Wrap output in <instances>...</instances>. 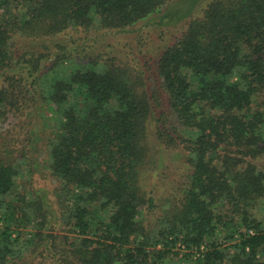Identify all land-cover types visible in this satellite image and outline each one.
<instances>
[{
	"label": "trees",
	"instance_id": "1",
	"mask_svg": "<svg viewBox=\"0 0 264 264\" xmlns=\"http://www.w3.org/2000/svg\"><path fill=\"white\" fill-rule=\"evenodd\" d=\"M39 100L72 234L44 230L55 210L23 181L31 151L0 155V264L41 246L34 264H173L178 242L176 264H264V0H0L8 136ZM153 137L187 154L174 186Z\"/></svg>",
	"mask_w": 264,
	"mask_h": 264
},
{
	"label": "rangeland",
	"instance_id": "2",
	"mask_svg": "<svg viewBox=\"0 0 264 264\" xmlns=\"http://www.w3.org/2000/svg\"><path fill=\"white\" fill-rule=\"evenodd\" d=\"M188 3V2H187ZM189 4V3H188ZM187 6V4H185ZM184 6V7H185ZM186 8V7H185ZM185 10V9H184ZM175 34V31L172 35ZM171 35V36H172ZM170 36V37H171ZM118 37H121L122 40L127 41L129 37H134L135 39H131V43L133 45L136 42V36L134 34H120L119 36L112 35L107 38V41L112 42L116 40ZM118 48V47H117ZM129 47L123 49V52L128 50ZM89 53H94L95 49L87 48ZM85 56H83L84 58ZM76 58V57H75ZM5 82V81H4ZM5 84H7L5 82ZM42 101L39 100L38 104ZM45 113H43V111ZM55 111L50 106L46 105L45 103H41L37 113L34 116H29L28 124L29 126L26 127V133H15L14 135L8 136L4 130L10 127L12 124L16 122V119L13 117L12 114H9L6 118L0 120V154L1 156H6L7 158H13L14 156H19L24 149H28L31 152L29 156L32 157L27 161V166H25V176L22 177L23 181H26V186L28 189L34 190V193L39 195L46 194L47 200L50 203L51 207L53 208L54 214H52V228H45V232H53L57 234H72L69 232V227L64 223L63 220L60 219L58 215H60V208H59V197L55 192V186H57L58 182L51 174L50 169L47 166L48 160V139L55 135L56 132V124L55 123ZM49 118V119H48ZM25 119V120H26ZM26 120V121H27ZM32 120V121H31ZM18 121V120H17ZM153 147H154V154L152 155V164L151 167L156 169L160 175L167 176V181L170 186H174L176 183L172 179L175 177V174H179L182 171V166H184L185 156L187 155L183 150L180 148L175 149H166L163 147L162 143L159 139L153 137ZM259 162L264 164V154L261 158H259ZM260 167H262L260 165ZM170 177L168 178V176ZM21 179V178H20ZM30 182V183H29ZM174 182V183H173ZM19 184V183H18ZM21 187L16 188L18 191H24L23 183H21ZM31 194V193H29ZM33 194V193H32ZM15 196V194H14ZM35 195H29V199H34ZM169 205V198L165 197L162 198L159 207L155 208L154 212L158 216L161 212H164L165 208ZM59 212V213H58ZM37 220L33 223L36 225ZM0 225H3V221L0 220ZM29 225L27 227L26 232H32L37 229L36 226ZM203 248V246H202ZM44 247H39L38 251L33 253H28L26 256L27 264H34L36 256L39 252L43 251ZM175 251H179V256L173 257V264L177 263V260L180 259L184 255L185 252L188 250L186 249L185 245L181 242H178L177 245L174 247ZM51 258H47L44 261V264H53ZM12 264V263H9Z\"/></svg>",
	"mask_w": 264,
	"mask_h": 264
}]
</instances>
